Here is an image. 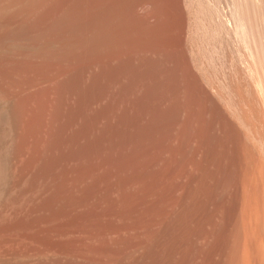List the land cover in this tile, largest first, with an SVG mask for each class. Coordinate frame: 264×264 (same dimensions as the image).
I'll return each instance as SVG.
<instances>
[{"label":"bare ground","instance_id":"1","mask_svg":"<svg viewBox=\"0 0 264 264\" xmlns=\"http://www.w3.org/2000/svg\"><path fill=\"white\" fill-rule=\"evenodd\" d=\"M0 222V264H264V0H0Z\"/></svg>","mask_w":264,"mask_h":264},{"label":"rangeland","instance_id":"2","mask_svg":"<svg viewBox=\"0 0 264 264\" xmlns=\"http://www.w3.org/2000/svg\"><path fill=\"white\" fill-rule=\"evenodd\" d=\"M4 224L0 222V255L2 254V251L4 249H9L8 246H12L13 245V241L20 236V234L15 233L13 231L10 230H6L4 229ZM2 246V247H1ZM3 248V249H2ZM10 251H14V248H10ZM3 256V255H2ZM19 255H15L13 254L12 258H18ZM19 259V258H18ZM3 260L2 258L0 259Z\"/></svg>","mask_w":264,"mask_h":264}]
</instances>
